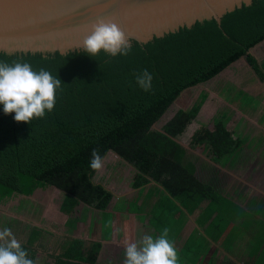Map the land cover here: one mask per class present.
<instances>
[{
  "label": "trees",
  "instance_id": "16d2710c",
  "mask_svg": "<svg viewBox=\"0 0 264 264\" xmlns=\"http://www.w3.org/2000/svg\"><path fill=\"white\" fill-rule=\"evenodd\" d=\"M263 39L264 0H252L224 14L219 24L212 18L145 44L131 41L127 56L112 58L101 52L91 57L82 50L0 52V62H27L34 71L43 68L61 81L55 107L43 118L16 122L15 114H5L0 105V203L16 194L30 196L38 188L55 187L64 193L63 211L79 203L106 211L113 194L95 183L97 171L89 167L92 150L97 149L103 160L113 152L137 170L134 188L150 180L164 188V201L153 210L159 224L170 213L173 200L189 212L209 201L204 216L209 220L217 212L211 224H218L224 204L228 209L229 203L196 179L192 165L184 164L186 150L177 142L202 102L188 110L178 109L162 131L153 126L184 90L207 82L241 57L264 81V63L258 64L248 53ZM144 69L153 76L149 92L140 89L134 78V73ZM200 133L192 136V143L207 136L214 157L237 149L221 115L213 118L211 133ZM43 233L33 228L21 244L34 261V243ZM100 250L101 245L94 243L85 252V242L72 239L55 264H96Z\"/></svg>",
  "mask_w": 264,
  "mask_h": 264
},
{
  "label": "crops",
  "instance_id": "0c3cea01",
  "mask_svg": "<svg viewBox=\"0 0 264 264\" xmlns=\"http://www.w3.org/2000/svg\"><path fill=\"white\" fill-rule=\"evenodd\" d=\"M248 53L258 64L264 63V39ZM199 93L204 99L190 125L195 128L200 121H211L213 126V118L221 115L238 143L235 151L214 157L208 149L191 148L186 132L177 138L186 150L184 164L192 165L196 179L230 204L228 209L224 204L226 210L222 209L218 224H211L217 212L209 220L204 216L211 206L209 201L189 212L174 200L170 213L159 224L153 210L164 201V188L151 180L134 188L137 170L109 152L94 177L96 184L113 194L106 211L79 203L74 213L66 214L60 209L63 192L55 187L38 188L30 196L13 195L0 207L13 199L17 212L23 204L32 212L43 206L42 218L29 224L15 216L5 220L6 215L0 213V230L9 228L15 237L19 230L16 239L25 244L33 228L43 229L45 233L34 243L35 264H55L72 239L83 240L85 252L94 243L101 245L96 264H122L127 243H138L144 235L156 238L164 228L169 229L168 239L177 250L178 264H264V81L241 57L207 82L184 90L176 100L184 103H173V115L178 109H190L198 102Z\"/></svg>",
  "mask_w": 264,
  "mask_h": 264
},
{
  "label": "water",
  "instance_id": "95a60500",
  "mask_svg": "<svg viewBox=\"0 0 264 264\" xmlns=\"http://www.w3.org/2000/svg\"><path fill=\"white\" fill-rule=\"evenodd\" d=\"M252 0H0V52L82 50L93 25L116 23L141 44L222 16ZM249 51V50H248ZM159 131H162L159 129Z\"/></svg>",
  "mask_w": 264,
  "mask_h": 264
},
{
  "label": "clouds",
  "instance_id": "9594fccd",
  "mask_svg": "<svg viewBox=\"0 0 264 264\" xmlns=\"http://www.w3.org/2000/svg\"><path fill=\"white\" fill-rule=\"evenodd\" d=\"M82 51L91 57L103 52L115 58L127 56L131 45L118 24L100 20L83 39ZM134 78L140 89L151 91L153 76L147 69L134 73ZM60 87L61 81L43 68L34 71L27 62H0V105L5 114H15L16 122L30 123L51 112ZM91 157L89 167L93 171L102 169L104 161L97 149L92 150ZM168 235L169 229L164 228L156 238L144 235L138 243H127L122 264H178L177 250ZM0 264H35L9 228L0 230Z\"/></svg>",
  "mask_w": 264,
  "mask_h": 264
},
{
  "label": "rangeland",
  "instance_id": "374dc122",
  "mask_svg": "<svg viewBox=\"0 0 264 264\" xmlns=\"http://www.w3.org/2000/svg\"><path fill=\"white\" fill-rule=\"evenodd\" d=\"M192 94H193V92L190 93V95H192ZM196 94H197V92H196ZM197 96H198L197 97L198 102L201 103L202 100H203L202 94L199 93ZM176 102H179L180 104H183L184 103L181 100L176 101ZM174 108H175L174 105H173V107L172 106L170 107V109L166 112V114L162 117V119L157 124H155L153 126V129L154 130H159L163 126V124H165V123H167V121H169V119L173 115V109ZM189 125L190 124L187 125L186 129L184 130V132H186L185 138L191 139L190 140L191 141L190 142L191 148L195 149L197 147V148H200V149H206V150L208 149V150H210L212 152V144H211V141H210L209 138L206 139L205 137H207V136H205V135L199 136V138H198V139L203 140V141L198 140V142H196V143L193 142L192 143V136L195 133H197V132L199 133V131H200L201 132L200 134H202L203 130H205V131H207L209 133H211L213 131V126H212L211 121L208 122V123H205L203 121H200V122H198V125H193V126H195V128H193L191 125L190 126ZM13 202H14V204H12ZM26 204L27 205L29 204L28 201H26ZM16 205L17 204H16L15 200L13 199V200L9 201L8 204L2 205L4 208L0 207V213L6 215L5 216V220H9V218L15 216L16 218L20 219L22 223H29V224H31L33 221L40 220L42 218L43 214H44V207L43 206H41L40 208H37L36 207L35 210L32 212L29 209L27 210L25 204H23L24 207L22 206V208L20 209V211L17 212L16 209H14V207H16ZM75 209H76V207L74 209H71V211H63L62 209L61 210H62V212L66 213V214H70V213L72 214V213H74ZM31 214H33V215H31ZM1 222L4 223V219H2ZM5 222L7 223V221H5ZM49 229H51L52 231H54L53 226H50ZM24 232H25V230L22 231V234ZM16 237H18V239L20 237L19 230L17 231V236Z\"/></svg>",
  "mask_w": 264,
  "mask_h": 264
}]
</instances>
